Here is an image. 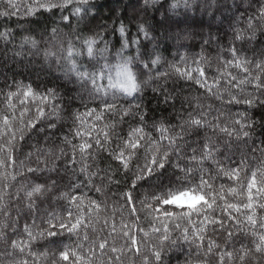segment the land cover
I'll return each mask as SVG.
<instances>
[{
  "label": "snow or ice",
  "instance_id": "snow-or-ice-1",
  "mask_svg": "<svg viewBox=\"0 0 264 264\" xmlns=\"http://www.w3.org/2000/svg\"><path fill=\"white\" fill-rule=\"evenodd\" d=\"M157 3L138 0V6L126 7L134 18L140 13L146 17ZM219 4L203 0L206 9L219 10ZM233 5L237 10L244 6L235 17L236 25L243 24L230 25L226 48L217 41L214 57L201 47L200 53L180 55L152 74L162 56L149 54L144 60L139 49L135 56L125 55L130 44L140 41L129 40L123 19L115 21L121 48L113 59L100 31L81 35L72 26L73 17L78 26L89 16L94 0H4L0 16L5 17L21 7L26 16L71 9L70 15H61L70 32L52 27L43 58L78 85L85 111L65 107L53 88L39 92L15 82L14 88L6 84V91L0 89V264H168L172 255L177 264H264V139L257 143L253 138L258 125L264 129V113L260 120L254 118V110L264 109V0H233ZM181 6L200 5L197 0H171L165 20H171L167 12ZM136 27L145 40L155 39L154 26L146 19H136ZM187 38L176 33L177 43ZM14 39L11 28L0 31L5 44ZM214 40L209 35L203 45ZM40 44L27 34L19 48L38 52ZM244 45H252L251 57ZM98 57L104 63L97 68L92 62ZM137 61L143 66L139 71ZM161 79L165 84L184 82L192 90L185 94L183 87L153 85ZM148 87L162 95L178 123L161 119L149 125L151 109L117 103L138 94L142 100ZM86 97L99 99V104L90 107ZM237 106L246 108L233 111ZM127 118L135 123L121 135L118 125ZM66 119L71 120L70 135L57 142L56 133L47 132V146L34 145L20 159L24 143ZM104 152L115 167L111 162L100 167ZM82 186L105 198L89 196ZM45 203L48 207L42 208Z\"/></svg>",
  "mask_w": 264,
  "mask_h": 264
},
{
  "label": "trees",
  "instance_id": "trees-1",
  "mask_svg": "<svg viewBox=\"0 0 264 264\" xmlns=\"http://www.w3.org/2000/svg\"><path fill=\"white\" fill-rule=\"evenodd\" d=\"M142 3V0H140ZM171 0H159L153 8H151L147 16L145 17L143 13H140L138 17L134 18V13L131 10V7H126L130 5H137L138 0H94L96 7L92 10L85 20L80 21L77 26L76 17L72 18L71 24L73 27L77 28V32L81 35H88L94 31H100L104 36V39L109 44V49L111 55L109 59L114 58V54L117 50L121 48V37L119 32L114 31V28L118 27V24L115 23L117 19H123L128 26V38L129 40L138 39L140 41L139 45L130 44V46L125 50V55L135 56L137 49L141 54V58L144 60L148 59L149 54L159 53L162 56L161 65L157 66L156 69H153L152 74L156 71H164L167 68L169 62L178 61L180 55H195L200 53L201 47H204L205 54L214 57L218 50L217 41L220 45H223L225 48L228 46L229 41L232 39V28L235 26H242L243 21H240V25L235 24V17L239 16L244 10L242 5L239 10H237L233 5V0H220V4L216 8L206 9L203 6V0H197V3L200 6H193L191 8H184L181 6L174 13L167 12V15L171 17V20H165V12L168 9V4ZM239 3V0H236ZM255 5L253 6V8ZM4 8V0H0V11ZM116 11H113V10ZM253 9H249L252 11ZM25 9L21 7L20 12L12 16H0V31H4L6 28H11L13 30V35L15 39L5 44L3 41H0V89L4 91L7 90L5 85H12L15 87V82H23L24 84H31L37 91L45 92L49 88L55 89L60 97H62L60 103L65 107H70L71 109H79L80 111H85V108L82 106L81 101L78 98V85L70 82L61 72L57 70L55 64L49 68L43 58V49L48 47V44L45 41L51 35V28L58 26L62 34H68L70 29L65 26V22L61 20V15H70L71 9L61 11L55 10V15L51 12H44L42 14H37L35 16H26L23 15ZM136 19H146L148 24L154 26L153 36L154 40L149 41L145 40L142 35H138L136 27ZM106 26V27H105ZM180 32L181 36H188L187 39H181L179 43L176 41V33ZM33 34L38 40L41 41L40 51L36 52L35 50L29 51L26 46L24 49L19 48L20 38L23 35ZM209 35L216 37V40L213 41L211 45H203V39L207 38ZM155 45V48H154ZM103 47V43L100 45ZM244 49H247L245 52L246 55L251 57L253 55L252 45L242 46ZM259 44H257V48ZM22 52L20 56L15 55L16 52ZM5 53L7 54L5 56ZM226 55V53H225ZM84 62L87 63V58H83ZM98 61V63H97ZM97 61L92 63L98 68L101 64L104 63L99 57ZM136 70H141L143 68L142 64L138 61L134 65ZM145 73L148 72L147 69L143 70ZM143 78H146L143 77ZM161 84L168 89L174 87H183L185 94L191 91L192 89L188 87L184 82H180L179 85H174L171 80H168L165 84V81L161 79L160 81H154L153 85ZM193 88L195 86H192ZM160 95L158 93H153L151 87L146 88L143 99L139 98H121L117 101L118 104L127 107L129 104L141 103L146 109H151L148 114V123L151 125L153 120L169 119L172 123H178L175 119L176 113L171 107L164 104L162 101V95L157 99L156 97ZM3 97L0 95V100ZM85 102L88 103L90 107H96L99 104V99L95 102L89 101L87 97ZM177 109L180 105L177 103ZM246 106H237L233 111H244ZM253 111V110H250ZM254 118L260 120L261 114L264 113V109L254 110ZM118 119V117H117ZM47 122V121H46ZM135 121L132 118H127L126 122L118 125V131L121 135L126 134L130 124H134ZM71 127V120H65L57 122V128L54 130L46 129V133H42L39 136H34L31 140L23 144L22 151L18 153L20 159H24V156L30 152L34 151V145L41 147H46L47 143L44 140V135L47 132L54 131L56 133L55 140L59 142L65 135L69 134V129ZM154 135H158L154 133ZM257 143L261 139H264V129H261L259 125L256 128V132L253 137ZM194 140L195 137L189 138ZM166 143V141H165ZM115 146V141L112 145ZM35 158L33 157V160ZM28 163V161H25ZM111 162L113 167L116 166L115 161H110L108 153L104 152L100 157V167L103 169L107 164ZM58 164H62L61 161H57ZM71 167V166H70ZM44 175H48L45 173ZM60 175H65L62 168ZM123 173L118 174L117 178H120ZM74 182L77 181V177L71 176L68 174ZM68 177L62 182L67 183ZM20 179V178H18ZM79 179H84L80 177ZM99 181H97L98 183ZM123 186L121 185V188ZM111 190H116L115 186ZM15 192V187L11 189ZM82 192L87 193L89 196H92L95 199H104L105 196L101 193L95 192L94 189H90L89 186H82ZM138 192H141L142 189H138ZM15 197H13V200ZM48 207V204L45 203L42 205V208ZM13 218H15V211H13ZM24 223L23 218L20 220L18 227L22 228ZM37 223H40L37 220ZM40 243H37L36 247H40ZM183 259V257H180ZM168 264H177V256L172 255Z\"/></svg>",
  "mask_w": 264,
  "mask_h": 264
}]
</instances>
